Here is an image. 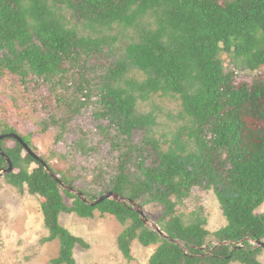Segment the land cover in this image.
Listing matches in <instances>:
<instances>
[{
  "label": "trees",
  "instance_id": "trees-1",
  "mask_svg": "<svg viewBox=\"0 0 264 264\" xmlns=\"http://www.w3.org/2000/svg\"><path fill=\"white\" fill-rule=\"evenodd\" d=\"M262 70L264 0H0V78L15 81L38 132L53 135L40 156L31 135L0 120V136L24 141H1L14 167L3 179L41 199L42 243L60 244L50 263L78 264L74 250L89 249L61 215L98 212L124 227L117 247L127 261L138 243L156 247L149 264H262L264 136L250 144L244 118L264 121V83L234 85ZM155 96L180 102L184 125L172 139L158 138L156 114L141 109ZM61 183L91 201L114 192L160 207L153 222L166 236L129 204L89 206ZM195 188L214 193L225 227L207 230L202 208L179 214Z\"/></svg>",
  "mask_w": 264,
  "mask_h": 264
},
{
  "label": "rangeland",
  "instance_id": "rangeland-1",
  "mask_svg": "<svg viewBox=\"0 0 264 264\" xmlns=\"http://www.w3.org/2000/svg\"><path fill=\"white\" fill-rule=\"evenodd\" d=\"M127 44L123 40L120 50ZM130 79L142 80L143 76L132 71ZM255 80L264 83V70L259 75L249 78H239L236 86L243 83L251 84ZM14 80L0 78V120L8 122L22 136H32V142L40 156L48 155L52 149L53 135H42L35 125L34 114L22 96L17 92ZM17 96L16 103L12 96ZM145 112H154L158 118L155 129L158 138L172 139L184 125L181 118V105L178 99L172 97L155 96L151 101L141 104ZM245 139L254 144L264 136V121L255 119L249 112L245 115ZM13 146L12 141L8 142ZM67 204L72 200L66 198ZM203 209L207 218L206 229L215 232L226 226V220L212 191L193 189L188 199L178 207L179 214L186 220L189 215ZM152 221L156 220L161 208L155 205L144 208ZM264 213V204L257 210ZM62 226L71 234L82 238L89 245L88 250L77 247L74 257L78 264H149V259L156 247L144 248L138 243L132 247V260L127 261L117 247V238L124 227L111 215L100 216L98 212L94 219H81L72 214L60 217ZM48 236L45 228L44 216L41 211V199L28 193L20 195L13 187L0 178V264H51V260L58 256L60 244L58 241L43 244L42 240ZM259 260L264 264V251ZM239 264V263H236Z\"/></svg>",
  "mask_w": 264,
  "mask_h": 264
},
{
  "label": "water",
  "instance_id": "water-1",
  "mask_svg": "<svg viewBox=\"0 0 264 264\" xmlns=\"http://www.w3.org/2000/svg\"><path fill=\"white\" fill-rule=\"evenodd\" d=\"M6 138H11V139L17 140L21 144L24 143V141L16 134L0 136V143H1V141L3 139H6ZM0 154L8 162V168L0 170V178H1V177H4L7 174H10V173L14 172V167H13V164L10 161V159L8 157H6V155L3 153V150L1 148V146H0ZM33 155L35 156V158L39 159L37 155H35V154H33ZM42 164L48 170L47 165L44 162H42ZM51 176H53V175L51 174ZM56 180L58 182H60L58 179H56ZM61 187L64 190L68 191L69 193L75 194L83 203H85L86 205H89V206H95V205H97V204H99V203H101V202H103L105 200H112V201H115V202L120 203L122 205L129 204L130 206H132V208H133V210L135 212L140 214L141 220L146 226L150 227L152 230H154L156 232H160V234L162 236H166L163 232L160 231V228L153 221H151V220H149L147 218V215H146V213L144 211V208L141 205H139V204H137V203H135L133 201H128L125 198L121 197L119 194H116L114 192H109V193L99 197L97 200L91 201L88 198H86L81 192H79L78 190H76V189H74V188H72L70 186L65 185L64 183H61ZM256 246L264 248V243L257 242Z\"/></svg>",
  "mask_w": 264,
  "mask_h": 264
}]
</instances>
